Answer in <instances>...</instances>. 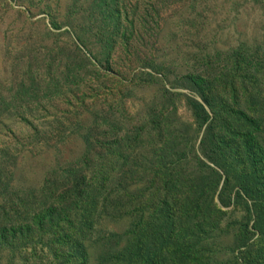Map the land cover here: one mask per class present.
Listing matches in <instances>:
<instances>
[{
  "label": "rangeland",
  "instance_id": "374dc122",
  "mask_svg": "<svg viewBox=\"0 0 264 264\" xmlns=\"http://www.w3.org/2000/svg\"><path fill=\"white\" fill-rule=\"evenodd\" d=\"M243 114L264 0H0V264L257 260Z\"/></svg>",
  "mask_w": 264,
  "mask_h": 264
},
{
  "label": "trees",
  "instance_id": "16d2710c",
  "mask_svg": "<svg viewBox=\"0 0 264 264\" xmlns=\"http://www.w3.org/2000/svg\"><path fill=\"white\" fill-rule=\"evenodd\" d=\"M243 116L244 121L247 122L245 128H239L241 121L239 122V120H237L238 126L234 127V125L228 123L227 130L230 133L234 131L233 135L231 136V140L235 143L236 147L239 148L240 146H244L245 148L246 155L242 157L240 161L241 169L243 171L242 175L240 176L241 181L244 180L245 182H247L249 180V177L255 179L257 182V190L260 195L258 196V200L264 203V147L258 139V136H256L250 128L251 125L256 124V121L244 114ZM263 124L264 123L261 122L260 125L257 126L261 127ZM198 202H200V200H198ZM256 254V256H258V259H253V261H249L247 264H264V248L262 247ZM139 258H141L142 264H150L149 261L145 258ZM72 264H78V262L75 261L72 262Z\"/></svg>",
  "mask_w": 264,
  "mask_h": 264
}]
</instances>
